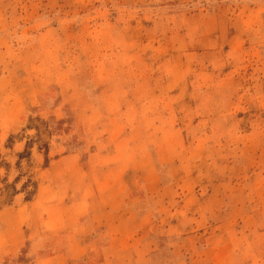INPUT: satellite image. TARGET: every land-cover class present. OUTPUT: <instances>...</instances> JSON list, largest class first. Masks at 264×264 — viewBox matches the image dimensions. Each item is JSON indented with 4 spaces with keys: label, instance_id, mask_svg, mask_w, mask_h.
I'll return each instance as SVG.
<instances>
[{
    "label": "rangeland",
    "instance_id": "1",
    "mask_svg": "<svg viewBox=\"0 0 264 264\" xmlns=\"http://www.w3.org/2000/svg\"><path fill=\"white\" fill-rule=\"evenodd\" d=\"M0 264H264V0H0Z\"/></svg>",
    "mask_w": 264,
    "mask_h": 264
}]
</instances>
